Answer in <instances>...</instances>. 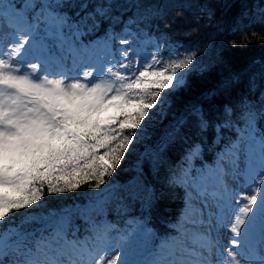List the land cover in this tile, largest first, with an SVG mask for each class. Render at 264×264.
<instances>
[{
	"label": "snow or ice",
	"instance_id": "6c2138e0",
	"mask_svg": "<svg viewBox=\"0 0 264 264\" xmlns=\"http://www.w3.org/2000/svg\"><path fill=\"white\" fill-rule=\"evenodd\" d=\"M77 3L26 0L19 8L11 0H0V222L33 205L43 208L46 193L75 192L86 184L92 189L84 193L89 203L77 208L92 236L68 239L71 208L49 210L47 215L34 210L25 214L22 223L38 221L43 227L30 232L9 227L0 232V264H264V132L257 127V121L264 118V91L257 101L243 96L235 105L224 104L216 122L199 106L190 110L198 133L211 125L217 138L223 128L236 131L237 138L218 154L214 166L196 169L195 175L192 162L203 151L199 143L186 151L178 165L168 166L165 183L184 190V207L177 222L169 225L177 235L162 241L157 251L145 252L142 221L130 220L131 227L118 229L93 219L92 212L103 214L113 198L123 200L106 178L143 133L142 121L150 116L149 110L158 104L163 107L165 90H175L197 70V53L185 49L182 54L159 40L165 33L151 36L143 29L131 33L127 26L121 33L110 26L100 41L84 44L79 38L97 30L101 20L114 25L119 17L111 14L113 0H101L91 11H87V0L79 7ZM157 14L165 28L175 23L162 9L150 7L147 15ZM182 14L177 12V16ZM129 23L139 27L136 19ZM129 33L155 44L151 56H144L126 38ZM115 40L120 48H113ZM228 43L237 47L236 40ZM162 49L169 50L167 56ZM84 65L87 70L79 71ZM256 75L249 78L252 93ZM238 81L233 76L223 82L222 89L226 92ZM217 94L209 93L208 98ZM184 123L181 120L174 127L170 139L184 138ZM225 154L231 158L228 171L220 163ZM165 163L157 158L154 174ZM226 176L245 190L230 186ZM128 194L148 207L155 189L141 183ZM225 229L231 234L230 247L222 243ZM46 230H50L47 235ZM130 255L140 258L130 260Z\"/></svg>",
	"mask_w": 264,
	"mask_h": 264
},
{
	"label": "trees",
	"instance_id": "16d2710c",
	"mask_svg": "<svg viewBox=\"0 0 264 264\" xmlns=\"http://www.w3.org/2000/svg\"><path fill=\"white\" fill-rule=\"evenodd\" d=\"M80 2L83 0H78L77 7ZM87 2V11H91L93 5L101 0ZM137 3L140 5L139 9L135 6ZM129 4L133 6L129 8ZM221 4L224 7H220ZM116 5L120 7L117 8ZM150 7L162 9L163 15L175 23L170 28H165L160 15H147ZM65 10L70 13L75 11ZM261 10H264V0H113L111 14L119 17V21L113 25L109 20H101L99 28L86 35L105 36L110 26L115 32L121 33L127 26L131 33H139L141 29L151 36L165 33L159 40H166L182 54L185 49L197 53V70L188 74L185 82L175 90H165L167 97L163 107L158 104L149 110L150 116L142 121L143 133L129 146V151L125 153L113 175L106 178L114 186L116 196L123 197V200L113 198L105 206L104 213H107L108 219L119 222L125 215H129L143 219L155 230L158 237L173 232L174 228L169 225L177 222L184 207L185 193L180 187L172 188L166 185L168 166L178 165L194 143H199L203 149L196 158L197 164L204 160L212 163L217 150L226 147L230 140L233 141L237 136L236 131L223 128L217 138L211 125L203 133H198L194 127L195 118L189 115L190 110L199 106L210 121L216 122L222 117L224 104L235 105L243 96L257 101L264 91V11ZM177 12L183 14L177 16ZM145 15L147 18L139 21V17ZM130 19L138 20L139 27L136 23H129ZM253 32L257 35L253 36ZM131 33L127 34L126 38L132 40L136 47L152 54L155 44L148 42L143 36L137 39ZM186 33L198 34L193 48L187 37L179 40V35ZM244 33H247L246 38ZM231 40H236L237 47L229 45ZM117 43L118 40H115V44ZM168 51L162 49L161 53L167 56ZM254 73L257 74V87L255 93H252L249 91V78ZM233 76H238L239 81L225 92L222 84ZM212 92L218 94L208 98V94ZM260 106L259 103L256 104L257 108ZM181 120H185L181 126L184 138L170 139V133ZM257 127L264 132V118L257 121ZM137 131L139 132V129ZM157 158H163L166 163L154 174L153 165ZM141 183L155 189V197L148 207H144L142 199H133L128 194ZM91 192L92 189L85 184L75 192L55 195L46 193L42 201L43 208L38 209L33 205L32 209H22L10 214L5 221L0 222V232L9 227L20 228L25 232L38 229L42 222L22 223L25 214L34 210L36 214L42 212L47 215L49 210L71 208L72 220L80 219L77 206L85 208L89 197L84 193ZM96 214L92 212L91 215L95 218ZM73 223L80 224V221ZM152 237L150 235L148 240Z\"/></svg>",
	"mask_w": 264,
	"mask_h": 264
},
{
	"label": "rangeland",
	"instance_id": "374dc122",
	"mask_svg": "<svg viewBox=\"0 0 264 264\" xmlns=\"http://www.w3.org/2000/svg\"><path fill=\"white\" fill-rule=\"evenodd\" d=\"M11 3H14L15 5H17L19 8H23L24 7V5H25V3H26V0H22V1H20V0H11ZM29 16L31 15V12L29 11ZM182 33V32H181ZM184 33V32H183ZM197 36H198V34H193V33H186V35H183V34H181V35H179V40H182L183 38H185V37H187V39H189L188 40V42L191 44V46H192V48H193V44L195 43V39H197ZM9 43H10V41H9ZM192 48H191V50H192ZM193 51V50H192ZM144 56H146V55H144ZM117 58L119 59L120 57H119V55L117 54ZM71 64V61H69V65ZM135 66V65H134ZM43 70V69H42ZM51 70L53 71V72H55L56 71V65L55 64H53V65H51ZM87 70V66L86 65H84V66H82L80 69H79V71H81V72H83V71H86ZM110 114V113H109ZM230 157L229 156H227V154L225 155V159L224 160H222V161H220V163L222 164V166L224 167V169L226 170V171H228V170H230V168H231V165H230ZM238 163L240 164V166H241V168L243 167V157H241V160L240 161H238ZM240 180H241V182L243 181V178H240ZM225 181L230 185V186H232V187H234V188H236L238 191H244L245 189H243V188H239L238 187V185L236 184V181H233L232 179H231V177H229V176H226L225 177ZM202 209H203V205H199ZM131 227V226H130ZM187 227H194V226H192V225H187ZM223 232H224V236H223V239H222V243L223 244H227V243H229V237H230V233H228L227 232V230L225 229V230H223ZM189 247H192L193 245H192V242H191V240L190 239H185V241H184ZM257 248L259 249V243H258V245H257ZM159 248H155L154 250H151V251H157ZM148 252V251H147ZM140 257H138V259H139Z\"/></svg>",
	"mask_w": 264,
	"mask_h": 264
}]
</instances>
